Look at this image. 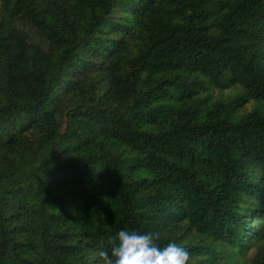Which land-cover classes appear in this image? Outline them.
<instances>
[{
  "label": "trees",
  "instance_id": "16d2710c",
  "mask_svg": "<svg viewBox=\"0 0 264 264\" xmlns=\"http://www.w3.org/2000/svg\"><path fill=\"white\" fill-rule=\"evenodd\" d=\"M133 228L264 264V0H0V264Z\"/></svg>",
  "mask_w": 264,
  "mask_h": 264
},
{
  "label": "clouds",
  "instance_id": "9594fccd",
  "mask_svg": "<svg viewBox=\"0 0 264 264\" xmlns=\"http://www.w3.org/2000/svg\"><path fill=\"white\" fill-rule=\"evenodd\" d=\"M158 234L137 229H120L109 237L110 251L100 250V264H188L189 253L174 241L164 246L155 242Z\"/></svg>",
  "mask_w": 264,
  "mask_h": 264
},
{
  "label": "rangeland",
  "instance_id": "374dc122",
  "mask_svg": "<svg viewBox=\"0 0 264 264\" xmlns=\"http://www.w3.org/2000/svg\"><path fill=\"white\" fill-rule=\"evenodd\" d=\"M251 106H252V105H251L250 102L247 103V104L245 105V110H246V111L250 110V109H251ZM256 251H257V248L253 249V250L251 251L250 255L252 256ZM246 264H250V263L247 262Z\"/></svg>",
  "mask_w": 264,
  "mask_h": 264
}]
</instances>
